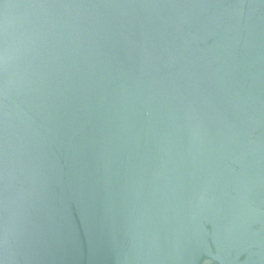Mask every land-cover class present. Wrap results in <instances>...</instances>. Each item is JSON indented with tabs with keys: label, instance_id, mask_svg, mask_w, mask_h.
Wrapping results in <instances>:
<instances>
[{
	"label": "water",
	"instance_id": "95a60500",
	"mask_svg": "<svg viewBox=\"0 0 264 264\" xmlns=\"http://www.w3.org/2000/svg\"><path fill=\"white\" fill-rule=\"evenodd\" d=\"M0 264H264V0H3Z\"/></svg>",
	"mask_w": 264,
	"mask_h": 264
},
{
	"label": "snow or ice",
	"instance_id": "6c2138e0",
	"mask_svg": "<svg viewBox=\"0 0 264 264\" xmlns=\"http://www.w3.org/2000/svg\"><path fill=\"white\" fill-rule=\"evenodd\" d=\"M3 2V0H0V3H2Z\"/></svg>",
	"mask_w": 264,
	"mask_h": 264
}]
</instances>
